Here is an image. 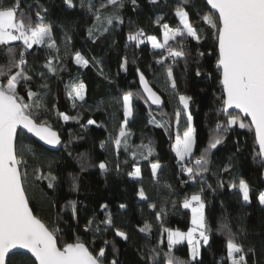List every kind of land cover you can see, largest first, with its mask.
Returning <instances> with one entry per match:
<instances>
[{"label":"trees","instance_id":"obj_1","mask_svg":"<svg viewBox=\"0 0 264 264\" xmlns=\"http://www.w3.org/2000/svg\"><path fill=\"white\" fill-rule=\"evenodd\" d=\"M0 2L9 3L10 0ZM181 2L137 0L133 5L129 0L119 10L124 22L121 24L114 20L110 30L94 40L88 36L87 30L95 21L83 10L68 9L64 0H21L20 11L32 16L34 22L38 19L35 12L40 5L48 9L47 22L54 25L53 33L60 51L57 53L47 44L27 49L21 41H14L0 46V67H4L7 73L6 48H14L17 59L20 52H24L31 69L29 75L33 77L28 87L42 93L46 105L45 109L39 110L41 118L63 140L59 151H51L22 131L18 132L17 152L27 161L22 165V171L25 168L27 171L24 177L26 195L34 214L50 230H59L56 233L58 246L74 243L77 238L88 244L95 235L102 239L96 238L91 247L98 250L103 246V240L111 241L106 257L108 260L115 258L118 264H153L152 249L160 253L156 264H166L164 254L169 251L179 259L196 264V261H191L187 242L175 245L171 250L168 248L165 230L187 232L192 227L191 210L183 207V201L203 189L201 194L211 239L208 245L201 241V255L197 258L200 264H231L226 255L229 233L243 242L246 248L254 249L247 256L248 264H264V205L258 201V194L264 191V162L257 156L259 148L254 130L234 126L210 157L209 172L197 175L195 180L189 178L176 162L174 113L177 107H182L178 104L179 95L193 98L189 110L196 129L194 155H199L207 146L217 121L225 119L220 111L224 94L220 85L221 70L217 68L215 29L201 19L203 14L211 12L206 3L190 0V4L184 6L201 39L196 41L185 36L169 43L176 48L178 41H183L179 47L186 51V57L170 60L164 50L152 49L147 39L148 36H156L162 42L164 24L172 29L182 27L175 14ZM94 3L98 4L99 0H94ZM110 11L105 10V13L110 14ZM138 29L144 32V43L139 45L127 40L128 32ZM65 33L71 36L69 52L79 51L90 61L88 67L77 65L71 54L64 55ZM125 58L127 71L121 67ZM49 60H52L55 72L46 67ZM168 67L172 68L177 83L175 90L166 76ZM137 69L162 97L163 105L159 110L145 102ZM6 78L0 77V80ZM80 82L86 86L85 100L77 99L74 107L68 93L70 85ZM42 84L47 87L41 88ZM17 91L26 102H30L23 82ZM128 92L134 94L133 116L126 128L129 132L125 138L127 149L122 144L117 155L112 141L124 120L123 96ZM57 110L77 119L64 121ZM239 115L245 124L250 122ZM89 119L97 121L99 126L88 125ZM101 143H104L103 148ZM144 146L153 150L148 159L144 158L147 155ZM157 160L161 169L157 176H153L150 165ZM100 162L107 164L108 171L98 167ZM136 167L141 170L139 179L132 175ZM225 168L228 171H224ZM49 171L56 177L51 181V188L48 187L49 179H37L40 172L47 175ZM240 179L246 180L250 186V203L243 201L238 187L233 189L230 186L238 184ZM221 181L223 187L220 186ZM141 188L148 200L140 199L138 192ZM69 201H76L75 214L70 206L66 207ZM150 203L156 204L155 210L149 207ZM103 204L108 205L107 211L112 214L115 226L128 234L127 241L115 236L111 228L103 230L105 225L100 224L106 215L101 208ZM121 204L126 207L120 208ZM161 207L165 212L158 219ZM88 221L93 222V228L99 225L102 231H85ZM145 223L151 225L148 232L140 230ZM11 260L12 264H32L34 261L23 253L12 255Z\"/></svg>","mask_w":264,"mask_h":264},{"label":"snow or ice","instance_id":"obj_2","mask_svg":"<svg viewBox=\"0 0 264 264\" xmlns=\"http://www.w3.org/2000/svg\"><path fill=\"white\" fill-rule=\"evenodd\" d=\"M68 9L83 10L85 14L94 19V23L88 28V36L99 39L103 33L108 32L109 26L114 20H118L121 24L124 22L119 15V10L125 6L129 0H64ZM156 3L157 0H151ZM21 0H10L9 3L0 2V46H7L11 42L21 41L27 49H31L33 45H45L55 49L59 53L60 49L54 37L52 23L47 22L46 13L48 9L42 5L35 12L37 21L34 22L32 16L24 14L20 11ZM133 5L137 4V0H130ZM190 4V0H182L176 9V16L179 17L182 27L172 29L168 24L163 25V43H160L156 36H148L153 48H165L169 56L186 57L187 53L179 47L183 41H178V47L174 48L169 45V41L177 40V37H192L196 41L201 39L197 28L189 19V14L184 10V6ZM206 4L210 5L218 15L214 17L212 12H208L201 16L211 29H215L216 41L218 43V60L217 67L222 70V85L225 94L223 98V106L221 115L224 116L223 121H217L212 135L208 140L207 146L199 155H194L196 148V129L192 123L193 116L190 109L192 97L189 95H179L178 104L174 113L177 134L175 136L174 151L177 157L176 162L180 165L182 171L186 172L189 178L195 180L197 175L209 172L208 165L214 150L222 145L226 139V134L232 130L234 126L239 128H248L254 130L255 140L259 145L257 156L264 160V0H206ZM111 9L110 14H106L105 10ZM144 32L142 29L129 31L127 40L136 42L137 45L144 43ZM71 36L65 33V53L74 57L75 63L81 67H88L90 61L85 59L79 51L70 53L68 50V42ZM5 55L8 57L7 73L4 67H0V77L7 76L6 80H0V264H12L11 256L15 255L13 249H27L35 257L32 264H118L113 258L108 260L106 257V249L112 243L109 240H103V246L97 250L91 247L95 243L96 237L88 244L77 238L74 243H66L58 246L57 232L58 229H51L46 226L41 219L33 214L29 207V198L26 195L24 187V177L27 175L26 168L22 171V165H26L27 161L23 160L17 152L18 129L21 131L27 129L48 145H58L61 143L59 135L52 131L47 125V121L42 119V113L39 110L46 108L43 100V94L32 90L28 87V82L33 79L29 75L31 70L28 67V61L24 52L21 51L17 59L16 50L14 48H6ZM204 55L203 52L200 53ZM162 59H167L163 57ZM95 60V58H93ZM99 64V61H96ZM127 58L124 59L121 67L127 71ZM49 71L55 72L52 60L46 64ZM12 69H16L12 72ZM139 72L140 81L144 86V92L147 93V99L152 104L159 105L163 103L161 97L158 96L149 86L144 74ZM10 73V74H8ZM200 75L199 72L196 73ZM43 76V73H40ZM166 76L170 81L171 88L176 89L177 83L173 76L171 67L166 70ZM23 82V87L30 102H26L17 89ZM46 88V84L40 85ZM86 86L83 82L73 83L70 85L68 95L75 101L85 100ZM133 96L131 92L125 93L123 96L124 104V120L119 128L118 135L113 139L116 153L123 144L127 149V140L125 139L129 132L126 131L129 118L133 116ZM230 109H237L243 114V117H250V122L245 124L239 114H233ZM57 113L64 121L77 119L69 115L59 112ZM184 116L185 125L181 133L179 131L181 125V116ZM88 125H97V121L89 119ZM99 126V125H97ZM164 127L163 124L160 125ZM86 127V126H85ZM104 147V143H101ZM147 149L148 159L152 155V148L144 146ZM31 151V149H29ZM135 155V154H133ZM191 162V163H189ZM151 171L153 176H157L161 169V164L157 160L151 163ZM98 167L103 171H108L107 164L100 162ZM117 167H119L117 165ZM140 168L136 167L132 175L139 176ZM224 171H228L227 168ZM37 179H49L48 187H53L51 181L56 177L49 171L47 175L43 172L37 176ZM223 187V182H220ZM231 188H239L242 193L243 201L251 202L250 186L244 179H240L238 184L232 183ZM209 187H211L209 185ZM74 190H78L74 187ZM203 189H201V193ZM193 194L190 198H185L183 207L191 209L192 227L187 232L179 230L173 231L166 229L168 248L171 250L175 245L182 244L187 241L191 246V261L200 264L197 257L201 255V241L203 245H208L211 239V229L208 227L205 216V201L202 194ZM140 199L148 200L143 188L138 192ZM258 201L264 205V191L258 194ZM70 206L73 214L76 211V201H69L66 207ZM126 205L121 204L120 208ZM149 207L156 209V204L150 203ZM102 210L106 213L100 224L105 225V229L111 228L115 236L127 241L128 234L116 227L112 218V214L108 212V205L103 204ZM165 209L160 208L157 218L164 213ZM92 230L94 233L101 232L102 229L97 225L93 228V222L88 221L85 231ZM142 232L151 230V225L144 224L140 229ZM91 247V250H90ZM227 259L231 264H248L247 256L254 252L251 247L246 248L243 242L237 240L235 236L229 233L226 241ZM95 253V254H94ZM239 254V255H237ZM153 264H156V257L160 255L157 249L151 250ZM166 264H191L175 257L171 251L165 253ZM163 264V262H161Z\"/></svg>","mask_w":264,"mask_h":264},{"label":"water","instance_id":"obj_3","mask_svg":"<svg viewBox=\"0 0 264 264\" xmlns=\"http://www.w3.org/2000/svg\"><path fill=\"white\" fill-rule=\"evenodd\" d=\"M202 1H204V2L206 3V0H202ZM206 5H207V4H206ZM207 7H208V9H209L212 13L218 15V13H216V11H215L214 9H211L210 5H207ZM217 68H218V67H217ZM218 69H219V68H218ZM220 70H221V69H220ZM145 78H146V77H145ZM146 80H147V78H146ZM147 81H148V80H147ZM221 81H222V70H221ZM139 84H140V88H141V91H142L144 97L147 99V93H145L144 90H143V89H144V86H143V84H142L141 81H140V76H139ZM148 84H149V86L152 88V86L150 85L149 81H148ZM220 85H221V87L223 88V85H222L221 82H220ZM152 90H153L158 96H160V95H159V94H158L153 88H152ZM223 94H224V92H223ZM224 96H225V94H224ZM160 97H161V96H160ZM161 100L163 101L162 97H161ZM147 102H148L149 105H150L153 109H155V110H159V109L162 107V105H163V103H161V104H159V105L152 104L150 100H148ZM229 111L232 112V113H239V114H241V115L243 116V114L240 113L239 110H237V109H230ZM247 118H248L249 121H250V117H247ZM50 128H51V127H50ZM51 130H52V131H55V130L52 129V128H51ZM19 131H21V130L18 129V132H19ZM22 132L25 133L26 135L30 136L32 139H34L37 143H39V144L42 145L43 147H45V148H47V149H49V150H51V151H59V150L62 148V146H63V140L61 139V137H60V135H59V133H58L57 131H55V132L59 135L60 140H61V143L58 144V145H48V144H46L44 141H41V140L39 139V137H36L33 133L28 132L27 129H23ZM254 134H255V132H254ZM257 145H258V144H257ZM258 148H259V145H258ZM263 162H264V160H263ZM29 207L31 208L30 204H29ZM31 209H32V208H31ZM32 211H33V210H32ZM33 214H34V212H33ZM34 215H35V214H34ZM12 252L15 253V254H18V253L26 254V255L30 256L33 260H35V257H34V256L30 253V251L27 250V249L17 248V249H13ZM10 256H12L11 253H10ZM36 264H38V261H36Z\"/></svg>","mask_w":264,"mask_h":264},{"label":"rangeland","instance_id":"obj_4","mask_svg":"<svg viewBox=\"0 0 264 264\" xmlns=\"http://www.w3.org/2000/svg\"><path fill=\"white\" fill-rule=\"evenodd\" d=\"M179 18V17H178ZM171 42V40L169 41V43ZM160 43H163V41L162 42H160ZM150 46H151V48L152 49H154V50H159V51H162L164 48H153L152 47V44H151V41H150ZM184 125H185V120H184V116H183V114H182V118H181V125H180V129H179V131L182 133L183 132V130H184ZM182 128V129H181ZM174 145H175V143H174ZM173 145V146H174ZM173 149H174V147H173ZM185 242H187V241H184L183 243H185ZM190 253H191V246H190ZM200 257V256H199ZM199 257H197V258H199Z\"/></svg>","mask_w":264,"mask_h":264},{"label":"built area","instance_id":"obj_5","mask_svg":"<svg viewBox=\"0 0 264 264\" xmlns=\"http://www.w3.org/2000/svg\"><path fill=\"white\" fill-rule=\"evenodd\" d=\"M163 50H164V52L166 53V55L169 57L170 60H174V59H175V57H173V56H169V55H168L167 46H166ZM189 209H190V208H189ZM190 210H191V209H190Z\"/></svg>","mask_w":264,"mask_h":264},{"label":"crops","instance_id":"obj_6","mask_svg":"<svg viewBox=\"0 0 264 264\" xmlns=\"http://www.w3.org/2000/svg\"><path fill=\"white\" fill-rule=\"evenodd\" d=\"M148 41H149V40H148ZM149 43H150V41H149ZM139 177H140V175H139V176H135L134 178L139 179Z\"/></svg>","mask_w":264,"mask_h":264}]
</instances>
